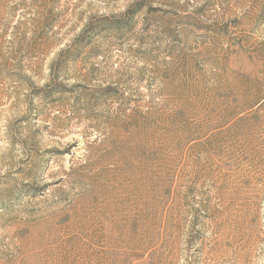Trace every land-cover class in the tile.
<instances>
[{
  "label": "rangeland",
  "instance_id": "1",
  "mask_svg": "<svg viewBox=\"0 0 264 264\" xmlns=\"http://www.w3.org/2000/svg\"><path fill=\"white\" fill-rule=\"evenodd\" d=\"M0 264H264V0H0Z\"/></svg>",
  "mask_w": 264,
  "mask_h": 264
}]
</instances>
